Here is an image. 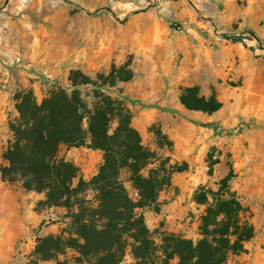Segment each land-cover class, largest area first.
<instances>
[{
  "label": "rangeland",
  "instance_id": "1",
  "mask_svg": "<svg viewBox=\"0 0 264 264\" xmlns=\"http://www.w3.org/2000/svg\"><path fill=\"white\" fill-rule=\"evenodd\" d=\"M65 1L89 12L107 8L114 17H88ZM65 1L0 0V167L18 95L31 92L41 103L52 88L69 86L73 71L96 81L129 62L132 79L103 91L133 102L126 108L144 146L187 165L160 194V210L143 213L146 227L199 240L203 208L192 195L200 186L215 190L231 172V189L248 209L255 236L226 264H264V0ZM188 88L216 97L220 110L209 115L184 109L179 99ZM209 124L233 134L217 135L203 127ZM156 133L171 150L159 148ZM67 152L63 148L60 156ZM71 152L72 163L89 181L102 154ZM43 200V194L0 178V264H75L70 251L55 261L36 256L40 240L60 236L70 223L64 208L37 207ZM161 210L176 216L174 226L160 219ZM130 263L127 257L124 264Z\"/></svg>",
  "mask_w": 264,
  "mask_h": 264
},
{
  "label": "trees",
  "instance_id": "2",
  "mask_svg": "<svg viewBox=\"0 0 264 264\" xmlns=\"http://www.w3.org/2000/svg\"><path fill=\"white\" fill-rule=\"evenodd\" d=\"M65 2L88 17L104 13L114 17L107 8L89 12ZM131 79L127 62L96 81L73 71L69 86L52 88L41 103L31 92L17 96V118L9 124L11 139L2 155L5 165L0 167V178L25 192L43 194L37 207L64 208L65 218L70 219L60 236L38 242L36 256L43 262L55 261L70 251L76 255L75 264H124L127 257L130 264H226L229 256L244 253V245L255 236L248 209L231 189V172L215 190L200 186L192 195V202L203 208L199 240L146 227L143 213L160 210L164 205L160 194L171 187L175 174L187 171V165L173 163L169 156L144 146L126 108L133 102L103 91ZM87 88L90 93L83 94ZM179 103L187 111L209 115L221 108L216 97L200 96L197 88L185 89ZM203 127L217 135L233 134L212 124ZM156 137L160 149H172L165 137L159 133ZM63 148L100 152L102 164L86 181L77 166L60 156ZM88 193L93 194L91 199Z\"/></svg>",
  "mask_w": 264,
  "mask_h": 264
},
{
  "label": "crops",
  "instance_id": "3",
  "mask_svg": "<svg viewBox=\"0 0 264 264\" xmlns=\"http://www.w3.org/2000/svg\"><path fill=\"white\" fill-rule=\"evenodd\" d=\"M71 150H72V149H71ZM71 150H68V152H67L68 157H65V159H66L67 161H69V162H72V156H73V153L71 152ZM100 164H101V159L98 160V166H99ZM166 212H167V211H163V210L160 211V219H164V218H166L167 222L170 223V224H173V226H174V225L176 224V223H175V218H176V216H175V215H174V216L167 215ZM144 215H145V214H144ZM41 218H44V217L42 216ZM144 218L147 219L146 217H144ZM39 220H41V219H39ZM178 226H179V225H178ZM173 231L177 232L178 229H175V230H173Z\"/></svg>",
  "mask_w": 264,
  "mask_h": 264
}]
</instances>
